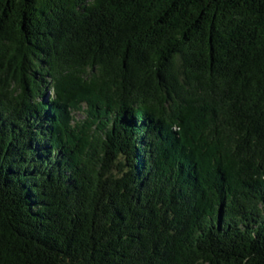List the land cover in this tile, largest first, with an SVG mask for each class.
I'll return each instance as SVG.
<instances>
[{"label": "trees", "instance_id": "1", "mask_svg": "<svg viewBox=\"0 0 264 264\" xmlns=\"http://www.w3.org/2000/svg\"><path fill=\"white\" fill-rule=\"evenodd\" d=\"M0 264H264V0H0Z\"/></svg>", "mask_w": 264, "mask_h": 264}, {"label": "rangeland", "instance_id": "2", "mask_svg": "<svg viewBox=\"0 0 264 264\" xmlns=\"http://www.w3.org/2000/svg\"><path fill=\"white\" fill-rule=\"evenodd\" d=\"M77 117L79 118L80 116H77ZM77 117H76V118H77Z\"/></svg>", "mask_w": 264, "mask_h": 264}]
</instances>
